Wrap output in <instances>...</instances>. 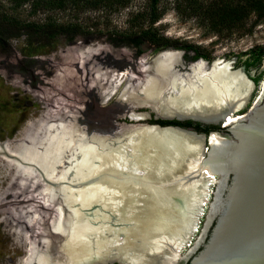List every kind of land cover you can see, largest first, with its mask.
I'll return each mask as SVG.
<instances>
[{
  "label": "rangeland",
  "instance_id": "obj_1",
  "mask_svg": "<svg viewBox=\"0 0 264 264\" xmlns=\"http://www.w3.org/2000/svg\"><path fill=\"white\" fill-rule=\"evenodd\" d=\"M159 4L164 12L152 24V28L156 34L168 40V45L164 47H157L140 38V28L136 26L137 21L132 19L136 12L146 13L148 0H133L128 7L118 11L95 10L79 13L76 21L82 24L80 31H64L52 38L29 37L23 32L0 38V264H15L30 248L33 259L42 254L41 250L50 236L49 227L53 224L54 212L56 209L60 210L57 205L64 186L77 197L83 196L80 193H95L98 200L90 207L100 206L99 200L105 199L99 193V188L96 189V186L103 188L101 179L91 175L75 177L82 172L76 162L89 145L95 151L102 152L100 144L85 141L87 135H113L116 128L135 121L128 117V108H119L117 94L105 101H102V96L99 97V87L96 88L91 73L94 71L95 75L105 65L96 64L99 60L96 56L101 53L106 56L119 54L126 59V56L138 58L146 53L154 57L164 49H171L177 51L187 65L198 58L190 48V45H194L200 52L208 55L203 57L206 61L212 62L216 58L229 61L233 71H241L246 79L253 82H250L252 89L248 100L235 114L245 112L257 100L261 91L260 81L264 78V56L259 61L254 58L264 49V19L250 33L241 30L216 33L210 31L196 17L178 13L171 0H160ZM3 14L20 20H37L45 15H29L28 5H14L10 0H0V22ZM48 15L54 22L63 23L72 20L71 16L76 14L56 9ZM252 48L255 49L253 52ZM256 77L258 81L254 83L253 78ZM137 111L150 113L146 122L153 119L154 113L149 108L142 107ZM103 113L108 118L105 121L98 117V114ZM32 126L38 129L29 136ZM93 131L98 133H92ZM100 131L105 133H99ZM46 175L55 178L51 180ZM212 188L198 219L197 229L190 243L182 249L183 255L201 234ZM39 190L45 193L42 199L38 196ZM135 208L136 206L127 205L117 212L101 210L109 222L107 225L111 226L115 234L120 230L115 244L124 242L126 232L131 231L128 226L135 215ZM72 210L73 206L68 205L61 211L63 216L59 221L62 226L68 225L69 212ZM159 210L161 221L165 223L166 209ZM186 210V215L172 217L171 220L175 223L184 221L191 224L195 212L192 208ZM17 213L21 216L18 217ZM115 216L116 219L112 222ZM31 230L35 233L30 232ZM169 234L173 235L172 232ZM155 235L153 233L145 240L151 241ZM129 237L130 240L133 239L132 236ZM123 244L125 245L121 246L133 247L132 243ZM138 248H141V242ZM177 264H182V260Z\"/></svg>",
  "mask_w": 264,
  "mask_h": 264
},
{
  "label": "bare ground",
  "instance_id": "obj_2",
  "mask_svg": "<svg viewBox=\"0 0 264 264\" xmlns=\"http://www.w3.org/2000/svg\"><path fill=\"white\" fill-rule=\"evenodd\" d=\"M101 54L96 56L99 59L96 64L105 67L97 70L95 75L94 71L91 73L96 88L99 87V97L102 96V101H105L117 94L119 108H128V112L125 110L128 117L135 121L119 129L115 127L116 133L113 135H87L85 141L100 144L102 152L95 151L89 145L76 162L82 172L75 177L91 175L101 179L103 188L96 186V189L99 188V193L105 199L99 200L100 206L90 207L98 200L95 193H80L83 196L77 197L64 186L57 205L60 210L54 212L53 224L49 227L50 236L45 241L42 254L33 259L31 248L27 249V253L15 264H103L112 259L121 264H176L185 256L182 249L190 243L197 229L210 189L217 181L215 171L223 167L226 157L234 152L232 147L220 145V134L212 132L210 142L213 156L205 158L201 135L146 122L150 113L137 111L138 108L147 107L157 117L193 116L214 121L223 115L222 126L233 122L238 116L234 112L248 100L252 84L241 71L232 70L231 62L221 58L207 62L201 57L186 65L179 53L171 49L161 51L154 57L143 53L141 57L126 56L125 59L119 54ZM263 88L264 78L260 81V93ZM98 117L103 121L108 119L104 113L98 114ZM32 127L29 136L38 129L33 127V130ZM45 177L51 180L55 178L51 175ZM37 182L39 185L40 182ZM44 195L39 190L41 199ZM143 200H148L152 209L171 208L170 211L175 212V208L184 203L187 209H193L195 215L189 225L177 221L170 230L173 235L152 231L156 234L154 239L146 241L143 238L141 248L115 244L120 230L115 234L101 210L117 212L127 205L138 206ZM68 205L73 206L74 210L69 212L68 225L64 227L60 223L63 216L61 211ZM19 214L18 217L21 216ZM114 219L116 216L112 222ZM152 227H146V230ZM126 242L124 240L123 243Z\"/></svg>",
  "mask_w": 264,
  "mask_h": 264
},
{
  "label": "water",
  "instance_id": "obj_3",
  "mask_svg": "<svg viewBox=\"0 0 264 264\" xmlns=\"http://www.w3.org/2000/svg\"><path fill=\"white\" fill-rule=\"evenodd\" d=\"M237 115L225 126H222L223 115L216 121L193 116H153V119L162 120H190L201 128L209 127L207 131H198L192 126L155 123L160 127H176L201 135L205 158L213 156L212 132L220 134V145L225 144L234 150L226 157L225 165L215 171L217 181L210 193L201 234L185 250V256L180 259L182 264H264V88L257 100ZM147 202L143 200L136 206L138 209H134L135 215L129 222L131 231L127 232L125 242L132 243L135 249L143 238L153 235L152 231L168 234L175 225L171 218H178L187 211L184 203L178 208L175 206L176 212L168 208L164 212L167 217L164 223L159 216L161 211L157 208L154 211ZM149 226L155 227L147 231ZM129 236L133 239L130 240ZM112 263L121 264L113 259L103 264Z\"/></svg>",
  "mask_w": 264,
  "mask_h": 264
},
{
  "label": "trees",
  "instance_id": "obj_4",
  "mask_svg": "<svg viewBox=\"0 0 264 264\" xmlns=\"http://www.w3.org/2000/svg\"><path fill=\"white\" fill-rule=\"evenodd\" d=\"M14 5H28V14L34 15L38 13L45 14L44 17L37 20L17 19L16 17L3 14L0 22V38L11 36L23 32L27 36L32 37H48L64 31L76 32L82 28L81 22H78L77 14L87 11H118L128 7L133 0H10ZM149 6L144 14L136 12L132 15V19L137 21L136 26L140 28L138 36L157 47L168 45V40L163 36L155 33L152 24L162 15L164 9L160 6V0H148ZM173 8L178 13H186L192 15L206 24L210 31L221 33H231L235 30H241L244 33H250L253 27L264 19V0H171ZM71 12V19L63 23H56L52 17L48 15L54 10ZM74 18V19H73ZM148 25L147 27H145ZM194 50L196 57H208L202 53L194 45H190ZM255 49L252 48V52ZM264 56V49L256 54V61ZM257 83L258 78H253ZM151 123H159L161 125L173 124L180 126H192L198 131H207L209 127L201 128L198 123L190 120H162L151 119Z\"/></svg>",
  "mask_w": 264,
  "mask_h": 264
},
{
  "label": "flooded vegetation",
  "instance_id": "obj_5",
  "mask_svg": "<svg viewBox=\"0 0 264 264\" xmlns=\"http://www.w3.org/2000/svg\"><path fill=\"white\" fill-rule=\"evenodd\" d=\"M207 127V126H206ZM112 264H118V263H112Z\"/></svg>",
  "mask_w": 264,
  "mask_h": 264
}]
</instances>
